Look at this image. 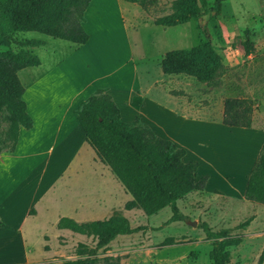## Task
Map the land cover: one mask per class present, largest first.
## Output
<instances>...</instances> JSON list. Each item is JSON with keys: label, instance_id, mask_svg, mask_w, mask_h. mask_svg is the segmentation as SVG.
<instances>
[{"label": "rangeland", "instance_id": "rangeland-1", "mask_svg": "<svg viewBox=\"0 0 264 264\" xmlns=\"http://www.w3.org/2000/svg\"><path fill=\"white\" fill-rule=\"evenodd\" d=\"M173 1L157 0L148 11L138 5H125L140 14L138 17L125 14L134 58H150L152 62L153 57L161 52L188 50L201 38H206L220 57L219 69L207 83L186 76L165 77L167 92L177 99L176 109L172 111L169 107L173 104L172 100L169 104L164 102L163 110L157 113H151L153 110L149 105V118H143L134 113L135 109L121 105L122 120L132 125L138 121L160 138L181 145L187 151L185 161H199L202 164L197 180L207 173L211 180L206 181L204 190L191 192L177 202L180 214L186 218L184 221L162 226L160 230L154 228L171 217L170 208L146 216L141 210L126 211L124 205L121 206L119 211L126 214L133 228L143 226L146 229L117 237L104 251H99L98 256H119L120 264H211V240L200 228L205 223L214 231L231 228L232 234L241 238L238 245L229 248V264H264V204L244 198V183L246 185L264 143V0H225L218 11H213L214 0H200L202 13L196 20L170 28L154 25L156 18L171 13ZM245 31L253 43L250 55L244 54L242 46L246 39ZM13 37L17 40L11 48L16 51L20 49L16 42L47 41V47L28 49L46 69L52 63L65 59L70 49L74 48L72 43L37 33H15ZM127 42L126 37L116 34L113 40L116 58L113 61L108 55L112 63H106L107 67L116 66L118 61L126 58ZM3 51L4 48L0 47V53ZM36 68H31L30 74L22 70L18 72L24 87L30 85ZM227 98L251 101L254 107L251 128H228L222 124ZM174 111L183 114L186 119L177 118ZM21 148L22 154L28 151L27 145ZM22 161L30 162V159ZM29 162L23 163L28 166L15 169V174L3 187L4 191H10L12 196L18 198V195L26 193L24 187L29 189L38 184L39 174ZM49 180L48 175L43 176L41 190ZM57 188L49 198L66 197L65 188ZM16 189L22 193H17ZM80 189L85 191L87 186L81 185ZM76 190L73 189L71 193H76ZM51 213L41 216L43 223L53 219L54 211L51 210ZM248 218H252V221L246 229L235 228ZM192 222L196 225L192 226ZM39 228L40 231L28 228V248L19 234L4 232L0 236V264L74 261L83 258L76 254L80 244L92 248L96 243L93 237L71 232H62L56 237V230L51 225H41ZM41 233H46L43 234L46 236L44 243L39 239Z\"/></svg>", "mask_w": 264, "mask_h": 264}, {"label": "trees", "instance_id": "trees-1", "mask_svg": "<svg viewBox=\"0 0 264 264\" xmlns=\"http://www.w3.org/2000/svg\"><path fill=\"white\" fill-rule=\"evenodd\" d=\"M138 5L144 11L157 0H121ZM225 0H214V10L220 9ZM91 0H0V154L13 152L21 130L32 128V119L23 100L25 88L18 72L38 67L40 60L28 49L44 45L38 40L16 42L19 50L11 47L15 33H37L52 39L83 45L87 34L82 27L84 13ZM200 0H174L171 13L154 20V25L170 28L196 20L202 13ZM242 46L245 55L253 51V43L245 31ZM220 66V57L209 39L201 38L197 45L188 50L168 51L160 67L166 76H186L200 82H210ZM142 98L134 96L131 106L139 109ZM254 107L250 100L227 98L224 101L222 124L226 127L249 129L252 125ZM86 142L97 158L105 164L122 184L132 199L124 209H138L146 216L158 214L170 208L171 217L154 230H160L174 222L184 221L177 202L194 191L205 188L207 177L196 180L199 167L197 161H185L186 150L170 140L162 139L144 124L135 125L121 120L120 111L105 90L98 89L75 111ZM3 126L5 128L3 129ZM244 198L264 204V143L247 179ZM252 218L238 224L236 229H246ZM4 223L0 220V228ZM58 229L93 237L95 246L88 248L80 244L76 251L83 258L51 264H120L119 256L99 257L111 242L123 235H132L143 226L132 227L120 212L104 221L77 223L61 218ZM207 239L211 240L209 259L211 264H229V248L241 242L232 234L231 228L214 231L208 224H201Z\"/></svg>", "mask_w": 264, "mask_h": 264}, {"label": "crops", "instance_id": "crops-1", "mask_svg": "<svg viewBox=\"0 0 264 264\" xmlns=\"http://www.w3.org/2000/svg\"><path fill=\"white\" fill-rule=\"evenodd\" d=\"M126 4L136 5L121 0H91L82 23L87 34L86 42L71 48L65 59L52 63L48 69L43 68L40 61V65L33 70L35 77L31 79L30 85L24 87L23 95L27 113L33 122L32 128L20 131L13 152L5 151L0 154V220L4 223V227L0 228V236L4 232L19 234L24 246L28 248L29 227H33V231H40L39 226L51 225L56 230L57 237L59 233L71 232L58 229L57 224L61 218L77 223L104 221L114 212H120L121 206L132 199L86 142L75 114L79 106L98 89L105 90L112 98L120 111L121 120L123 112L120 106L133 108L131 100L134 96L142 98L141 107L135 109L134 113L143 118H149V105L153 110L150 112L157 113L164 107V102L169 104L172 100L173 104L169 107L172 111L176 109L177 99L167 92L164 82L165 77L171 76L164 75L160 67L166 52L154 56L152 62L150 58L135 59L133 56L125 14L130 13L134 17L140 14L134 8L129 9ZM117 33L120 37H126L128 52L122 62L118 61L116 66L107 67L106 63H112L107 56L113 61L116 58L113 40ZM38 41L44 42L39 47H47L44 39ZM197 44L198 42L194 46ZM30 69L22 71L30 74ZM173 114L182 120L186 119L176 111ZM154 134L157 135L155 132ZM45 144H48L46 148ZM26 145L28 151L22 154L21 146ZM176 146L182 148L181 145ZM29 159L28 162L33 164L30 166L39 174V181L29 189L24 187L26 193L16 198L10 191H4L3 187L15 174V169L28 166L23 164L28 162L22 160ZM197 162L199 167L196 177L202 167L201 162ZM45 175L50 180L41 190ZM205 176L209 182L210 174H204L203 177ZM81 185H86L87 189L81 191ZM59 186L65 188L66 197L49 198L50 193ZM73 189H77L76 193H71ZM16 191L22 193L20 189ZM51 210L54 211L53 219L43 223L41 216L52 214ZM120 213L126 217L125 213ZM43 234L46 233L39 235L42 243L46 241Z\"/></svg>", "mask_w": 264, "mask_h": 264}, {"label": "water", "instance_id": "water-1", "mask_svg": "<svg viewBox=\"0 0 264 264\" xmlns=\"http://www.w3.org/2000/svg\"><path fill=\"white\" fill-rule=\"evenodd\" d=\"M191 225H192V226H195V225H196V223H195V222H192V223H191Z\"/></svg>", "mask_w": 264, "mask_h": 264}]
</instances>
